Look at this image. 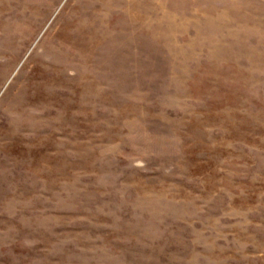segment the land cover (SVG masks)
Listing matches in <instances>:
<instances>
[{"label":"rangeland","instance_id":"374dc122","mask_svg":"<svg viewBox=\"0 0 264 264\" xmlns=\"http://www.w3.org/2000/svg\"><path fill=\"white\" fill-rule=\"evenodd\" d=\"M0 264H264V0H0Z\"/></svg>","mask_w":264,"mask_h":264}]
</instances>
